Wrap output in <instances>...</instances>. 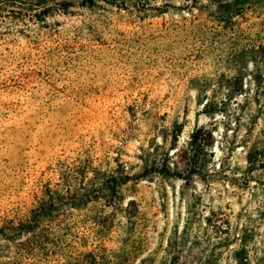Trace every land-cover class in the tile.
Listing matches in <instances>:
<instances>
[{"label":"rangeland","instance_id":"374dc122","mask_svg":"<svg viewBox=\"0 0 264 264\" xmlns=\"http://www.w3.org/2000/svg\"><path fill=\"white\" fill-rule=\"evenodd\" d=\"M43 207L0 264H264V0H0V229Z\"/></svg>","mask_w":264,"mask_h":264},{"label":"trees","instance_id":"16d2710c","mask_svg":"<svg viewBox=\"0 0 264 264\" xmlns=\"http://www.w3.org/2000/svg\"><path fill=\"white\" fill-rule=\"evenodd\" d=\"M199 141H200V139L198 137V132H197L193 136V145L195 147H200L203 151H205L207 144L203 143V145H199L198 144ZM203 141H205V140H203ZM160 173H162V175H165V176L170 174V172L168 170H165V169H161ZM45 209H46V207H43V208H40L39 210H37L35 213L34 221L31 222L30 224H20L18 226L8 225V226L2 227L0 229L1 237L5 238L9 241H12L13 243H16L21 238H23L24 236L36 233L38 225H39L38 219L42 218V217H46V215H49V214H46ZM29 240H31V239H29ZM39 242L40 241H37V239H35V243L30 241L31 245H24L22 243H19V244L24 245L23 247H20L21 249H19V250H21L20 251L21 253L24 252V253L30 254V252H32L34 249L33 246L37 245Z\"/></svg>","mask_w":264,"mask_h":264}]
</instances>
